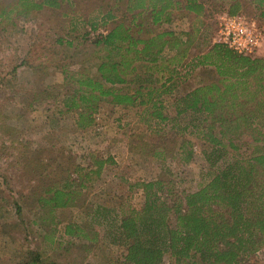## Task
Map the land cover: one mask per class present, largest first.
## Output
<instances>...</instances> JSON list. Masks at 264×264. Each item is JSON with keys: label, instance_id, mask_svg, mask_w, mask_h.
I'll list each match as a JSON object with an SVG mask.
<instances>
[{"label": "rangeland", "instance_id": "374dc122", "mask_svg": "<svg viewBox=\"0 0 264 264\" xmlns=\"http://www.w3.org/2000/svg\"><path fill=\"white\" fill-rule=\"evenodd\" d=\"M96 1L62 0L57 7L43 5L31 11L19 7L20 14L14 9L0 24V264L23 261L28 250L56 264H122L125 248L109 242V231L123 212L141 206L139 183L163 172L170 173L179 189L194 190L206 180L203 154L210 145L198 130L182 129L185 122L171 117L175 98L213 76L209 67L179 66L178 70H188L187 75L162 95V113L167 115L163 121L150 114V104L115 105L108 97L97 103L93 122L78 128L76 111L63 106L72 88L65 75L85 70L96 76L91 38L103 27L90 31L88 24L98 20L92 9ZM215 1L211 12L203 15L204 26L183 63L213 43L217 18L224 12L216 8L222 0ZM115 2L122 7L124 0L99 1L104 10ZM263 10L264 4L256 7L244 0L241 14L256 19L264 30ZM189 21L183 15L161 27L181 34ZM252 55L264 57V44ZM19 59L26 64L11 71ZM233 143L236 149L229 150L225 161L254 149L247 139L234 138ZM94 158L106 161L98 175L87 178L83 174L95 169ZM67 182L71 198L65 206L40 200L50 196L44 192L47 185ZM67 224L96 239L68 237ZM82 244H90L89 251ZM163 261L174 264L168 254ZM249 261L264 264V248Z\"/></svg>", "mask_w": 264, "mask_h": 264}, {"label": "trees", "instance_id": "16d2710c", "mask_svg": "<svg viewBox=\"0 0 264 264\" xmlns=\"http://www.w3.org/2000/svg\"><path fill=\"white\" fill-rule=\"evenodd\" d=\"M99 1L92 8L98 20L88 22L90 31L103 27V32L91 38L96 76L85 70L65 75L72 88L64 96L63 106L76 111L78 128L93 122L97 103L108 97L115 105L150 104V114L166 120L162 95L169 94L188 71L178 70L179 66L189 64L192 70L209 67L214 73L174 99L171 117L185 122L182 129L191 126L198 130L210 145L203 154L206 180L194 190L179 189L170 173L163 172L139 183L141 206L122 213L109 231V242L125 248L122 264H165L166 254L174 264H248L264 248V57L212 43L190 62H182L204 26L203 15L211 12L215 0H124L122 7L115 2L105 10ZM250 1L263 7L264 0ZM60 2L0 0V24L14 9L20 14L19 7L31 11L43 5L57 7ZM243 4L244 0H222L216 8L241 14ZM261 14L264 16V10ZM183 15L190 21L181 34L161 27ZM61 42L63 39H56L57 44ZM25 64L19 59L11 71ZM234 138L253 142L254 149L225 161L229 150L236 149ZM105 161L94 158L95 169L83 176L98 175ZM70 184L47 185L44 192L50 196L40 200L65 206L71 198ZM64 234L92 242L96 239L72 224L65 226ZM90 247L82 244L84 251ZM15 264L56 263L45 262L37 251L28 250L26 258Z\"/></svg>", "mask_w": 264, "mask_h": 264}, {"label": "built area", "instance_id": "2783aa9c", "mask_svg": "<svg viewBox=\"0 0 264 264\" xmlns=\"http://www.w3.org/2000/svg\"><path fill=\"white\" fill-rule=\"evenodd\" d=\"M212 42L238 53L252 54L264 44V30L254 18L223 12L217 18Z\"/></svg>", "mask_w": 264, "mask_h": 264}]
</instances>
